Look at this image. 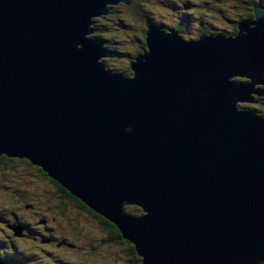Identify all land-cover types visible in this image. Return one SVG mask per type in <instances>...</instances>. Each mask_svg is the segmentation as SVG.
Segmentation results:
<instances>
[{"label": "water", "instance_id": "95a60500", "mask_svg": "<svg viewBox=\"0 0 264 264\" xmlns=\"http://www.w3.org/2000/svg\"><path fill=\"white\" fill-rule=\"evenodd\" d=\"M122 1L0 0V155L114 221L143 264H264V6L235 37L145 20L126 75L92 29Z\"/></svg>", "mask_w": 264, "mask_h": 264}, {"label": "trees", "instance_id": "16d2710c", "mask_svg": "<svg viewBox=\"0 0 264 264\" xmlns=\"http://www.w3.org/2000/svg\"><path fill=\"white\" fill-rule=\"evenodd\" d=\"M128 1L129 3L122 1L118 4L112 3L108 5L110 8L109 13L104 17L94 18L92 25V29L94 30L93 36L100 38L108 49L115 52L116 58L120 59L122 64L125 62L127 65L124 67L115 66V69L107 57L101 61L105 62L106 68L114 69L115 72H122L126 75L131 73L130 61L148 49L145 43V31H147L148 26L145 20L161 25L163 29H175L186 39L192 38L194 35L197 38L200 34L214 36L216 34H225L230 29L236 32L239 21L254 16L252 3L264 4V0H228L230 4L225 6L223 5L225 3L222 2L223 0H192V3L190 0ZM184 2L191 6L196 4V7L193 6L188 9V11L194 14V17L187 14L185 9H182L188 7L183 6L182 3ZM217 8L231 10L230 12L233 13L234 20L229 26L223 27L220 23L213 25H208V23L200 24L195 20V18H199L201 21L203 14L211 16L210 11L218 10ZM200 10L203 11L200 12ZM208 22H212L211 19H208ZM196 31L198 32L196 33ZM253 109L264 112V105H257ZM16 163H22L25 167H30L33 171V173L29 174L32 180L40 188H48L44 192H48L57 203L51 211L57 215L56 221L60 224L61 229L67 228V230H64L61 236L59 234L58 236L55 235L54 231L47 238L48 232L45 229L46 236H42L39 231H34L30 225L25 223V220L31 219L28 216L34 217V215L37 216L39 213L46 214L49 210L30 201L29 197L25 198L21 192L19 193L18 186H21L24 178L11 180L9 185L0 182V186L7 189L8 187H12L11 182L16 183L13 185L14 189L11 188L9 192L0 187V194H5L2 195L4 202L0 201V211L3 216L11 217V221H17L22 227V234H18V236L13 235L14 232L9 228L6 229L9 235L4 234L5 231H2L3 235H1L0 241V258L2 262L8 264H79L78 262H70L66 252L60 246L57 247L56 244L50 241L60 239L67 242V239H69L68 233H71L77 225L92 222L96 227L101 228L103 226L101 230L107 231L109 241L113 244L116 242L117 245H114L117 249H123L124 258L127 263L143 264L142 257L135 249V244L126 238L123 239L122 233L119 231L120 229L112 220L105 218V215L87 206L80 198L71 194L69 189L54 179L49 178L44 171L34 167L25 161V159L7 157L1 154L0 165L3 169L0 171V180L8 177L7 172L14 168ZM124 209L123 205L122 211L136 218L138 217L137 215H144L145 213L141 205L138 204L130 211L126 212ZM47 223L54 224L55 222H53L52 218H49ZM39 227L43 229L44 226L40 225ZM42 238H46L48 242L46 244L42 243ZM92 253L93 249L87 252L86 258L90 257L89 255Z\"/></svg>", "mask_w": 264, "mask_h": 264}, {"label": "rangeland", "instance_id": "374dc122", "mask_svg": "<svg viewBox=\"0 0 264 264\" xmlns=\"http://www.w3.org/2000/svg\"><path fill=\"white\" fill-rule=\"evenodd\" d=\"M190 2L192 3V0H190ZM222 2H225V3H223L224 6L230 4V2H228V0H223ZM182 4L185 7L188 6L187 8H182V9H185L187 14L194 17V14L192 12L188 11V9H190L193 6L196 7V4H193V6H191L185 2ZM253 4H256V3H252V5ZM256 5L257 6H264V4H256ZM217 9L218 10L210 11L211 16H208V14H203L201 21L199 18L198 19L195 18V20L198 21L200 24L208 23V25H213L215 23H220V25H222L223 27L229 26L230 23L233 22V20H234L233 13L230 12L231 10H226V9L224 10V9H220V8H217ZM201 11H203V10H200V12ZM208 19H211L212 22H208ZM166 30H170V29H166ZM197 32L198 31H196V33ZM237 33H238V30L235 32V31L230 29V31L226 32L225 34L231 35L232 37H235V34H237ZM190 36L192 37V35H190ZM193 37H195V35ZM116 57H117L116 55L114 57L107 56L108 60L110 61V63H112V66L115 69H116L115 66H118V67L123 66L124 67L125 65H127L124 62L125 60L123 61L124 64H122L120 59H117ZM134 59H132L131 61H133ZM111 71H115V70L111 69ZM130 74H132V70H131ZM263 95H264V93L261 95H256V96L259 97V96H263ZM15 165L16 166L14 168H12L11 170H9L7 172L8 177L4 178L3 180H0V182L2 184L9 185L11 180H17V179H23L24 178V181H22L21 186H18L19 193L21 192L25 198L29 197L30 201L35 202V204L40 205L41 207H46L47 210H49V212L46 214L39 213L37 216L34 215V217L32 218V222L34 223V227L42 232V234H41L42 236L43 235L46 236V233L44 232V229H45L48 232L46 238L49 237V235H52L54 233V231H55V235L58 236V234H59L61 236L63 234L64 230L66 231L67 228L61 229L60 224H58V222L56 221L57 215H55L51 211L53 209V207H55V204H57L56 200L54 198H52L48 192H44L45 190H48V188L42 189L36 184L35 181L32 180V178L29 176V174L33 173L31 168L26 169L25 165L22 163H16ZM2 169H3V167L0 165V171ZM11 183H12L11 184L12 187H10V188L8 187V189L1 187V186L0 187H1V189L4 188L5 191L8 190V192H9V190L11 188L14 189L13 185L16 184V183L14 184L13 182H11ZM2 195H5V194L2 193ZM2 195L0 196V201L4 202ZM7 204H9V203H7ZM136 204L137 203H130V204L126 203V204H124V208H125L124 210L126 212L128 210L130 211L133 209V207H135ZM137 216L139 217L140 214ZM49 218H52L53 222H55V223L54 224L53 223L52 224L47 223V220ZM28 220H25V223ZM41 220H44L45 223H41ZM10 221H11V217H8V216L2 217L0 215V224H1L0 225V239H1V235H3L2 231H5V233L8 232V231H6L5 224L10 223ZM40 225L44 226L43 229L39 227ZM102 227L101 228L98 226L96 227L92 222H90L88 224L82 223V224L77 225L71 231V233H68V238H69V239H67L68 243L64 242L60 239H55L54 241H50V242L56 244L57 247L60 246L61 249L64 252H66V254L68 255V257H69L68 260H70V262H78L79 264H129L126 262V259L124 258L123 249L122 248L117 249L116 246L114 245V244L117 245V243L114 242V244H113L109 241L107 231L101 230ZM18 230H19L18 227L13 229V232H14L13 235L18 236L17 235ZM56 231H57V233H56ZM41 240H42L41 242L45 243V244L48 242L45 240V238H42ZM91 249H93V253L89 255L90 257L86 258L87 252L90 251Z\"/></svg>", "mask_w": 264, "mask_h": 264}, {"label": "clouds", "instance_id": "9594fccd", "mask_svg": "<svg viewBox=\"0 0 264 264\" xmlns=\"http://www.w3.org/2000/svg\"><path fill=\"white\" fill-rule=\"evenodd\" d=\"M143 211H144V209H143ZM145 212V211H144ZM145 214V213H144ZM0 215L2 216V217H6V216H3L2 214H1V211H0ZM28 216V215H27ZM143 216V214H141L139 217H142ZM29 218H31V219H29L26 223L28 224V225H30V227L34 230V231H36V232H38L39 230L38 229H36L35 227H34V223L32 222V218H33V216H28ZM139 217H137V218H139ZM41 223H44V221L43 220H41ZM115 223V222H114ZM116 224V223H115ZM117 225V224H116ZM8 227L9 228H11L12 230L13 229H15L16 227H18L19 228V230L17 231L18 232V234H22V227H21V225H20V223H18L17 221L16 222H14V221H10V223H9V225H8ZM118 227V226H117ZM119 228V227H118ZM120 231V230H119ZM40 232V234H42V232L41 231H39ZM121 232V231H120ZM122 233V232H121ZM5 234H8L9 235V232H7V233H5ZM17 234V235H18ZM122 236V235H121ZM123 237V236H122ZM128 239L127 237H123V239ZM129 240V239H128ZM0 241H1V239H0ZM42 241V240H41ZM131 241V240H130ZM133 243V242H132ZM141 257H142V259L141 260H143V256L142 255H140ZM0 262H2L1 261V258H0ZM3 263H5V262H3ZM8 264V263H7Z\"/></svg>", "mask_w": 264, "mask_h": 264}, {"label": "flooded vegetation", "instance_id": "af4514ba", "mask_svg": "<svg viewBox=\"0 0 264 264\" xmlns=\"http://www.w3.org/2000/svg\"><path fill=\"white\" fill-rule=\"evenodd\" d=\"M256 92H254L253 94H250V97H251V102H252V106L251 108H256L257 105H261L263 104L264 105V95L263 96H256V95H261L264 93V89L263 88H260V87H256L255 88ZM9 223H6L5 224V228H9L8 227ZM11 229V228H9ZM11 231L13 232V230L11 229Z\"/></svg>", "mask_w": 264, "mask_h": 264}]
</instances>
